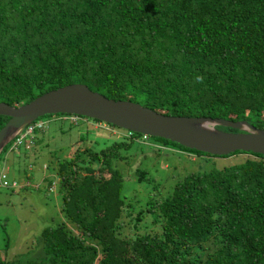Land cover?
<instances>
[{
  "label": "trees",
  "instance_id": "obj_1",
  "mask_svg": "<svg viewBox=\"0 0 264 264\" xmlns=\"http://www.w3.org/2000/svg\"><path fill=\"white\" fill-rule=\"evenodd\" d=\"M72 83L168 115L264 129V0H0V102ZM116 138L59 161L67 221L0 264H264L262 154L235 151L222 156L247 157L160 181L156 167L136 165L130 180L119 162L135 142ZM150 138L154 152L171 145L214 164L215 155Z\"/></svg>",
  "mask_w": 264,
  "mask_h": 264
},
{
  "label": "rangeland",
  "instance_id": "obj_2",
  "mask_svg": "<svg viewBox=\"0 0 264 264\" xmlns=\"http://www.w3.org/2000/svg\"><path fill=\"white\" fill-rule=\"evenodd\" d=\"M62 115V114H61ZM60 114L45 115L38 118L43 121L41 127L43 131L36 135V160L30 165L34 157V150L26 152L22 146L19 151L12 149L0 154V159L7 154L6 163L8 165L9 179H15L19 186L15 189H9L0 186V257L5 253L20 255L28 250L38 249L37 238L43 228L54 226L59 222H66L67 219L61 211L62 202L58 189L56 168L60 160L73 156L76 151H82L84 148L99 150L102 147L120 140L112 134V128L109 124L98 125L99 121L88 119L78 121L76 124L74 117L68 119L61 118ZM116 127V126H115ZM119 128V127H117ZM120 130H123L120 128ZM223 130V129H222ZM150 141L134 143L127 154V162L120 161L119 166L123 165L125 177L132 180V169L136 165L144 169L152 170L156 167L155 174L157 181H160L166 175H179L190 170L204 168H222L242 161L246 154H233L231 156L208 157L213 163H201L203 157L187 152H179L175 147L169 145L162 146L156 152L152 151ZM159 147V146H157ZM30 155V157L28 156ZM147 155L148 159L143 156ZM27 156V157H25ZM28 158H30L28 160ZM44 165L46 168H44ZM170 168L165 171L163 169ZM178 170V171H177ZM56 176V179L54 176ZM56 182L55 193L48 191V184L51 181ZM56 180V181H55ZM37 184V187L35 186ZM126 185V181H125ZM21 186H23L21 188ZM141 191V187L137 186ZM130 195L129 191L125 192ZM125 196L127 197V195Z\"/></svg>",
  "mask_w": 264,
  "mask_h": 264
},
{
  "label": "water",
  "instance_id": "obj_3",
  "mask_svg": "<svg viewBox=\"0 0 264 264\" xmlns=\"http://www.w3.org/2000/svg\"><path fill=\"white\" fill-rule=\"evenodd\" d=\"M53 114H75L96 119L215 156L235 151H250L264 156V129L246 120L168 115L137 102L106 97L83 83L67 84L46 91L19 105L0 102V115L9 117L0 128V152L33 121Z\"/></svg>",
  "mask_w": 264,
  "mask_h": 264
},
{
  "label": "clouds",
  "instance_id": "obj_4",
  "mask_svg": "<svg viewBox=\"0 0 264 264\" xmlns=\"http://www.w3.org/2000/svg\"><path fill=\"white\" fill-rule=\"evenodd\" d=\"M70 115H75V114H70ZM69 115V116H70ZM62 117L61 118H63V119H67L66 117H68V116H66V115H61ZM77 116H79V115H76L74 118H75V122H73V123H77L78 122V119H77ZM87 118V117H86ZM84 121H86L85 120V118L83 119ZM88 120V119H87ZM41 124V126L40 127H42L43 126V121H40L39 119H37V120H35V121H33L30 125H28L27 127H29V126H31V125H34V124ZM102 123H103V125H104V123L105 122H102V121H100L99 123H98V125L100 126V125H102ZM105 124H108V123H105ZM26 127V128H27ZM113 127V126H112ZM117 127V126H116ZM26 128H24L20 133H18V134H16L5 146H4V148L2 149V151L0 152V154L2 153V152H4V149L5 148H7V151H9V150H12V149H16L17 151H19V147H23L25 150H27L26 152H28V154L30 153V151H32V149L33 148H35V144H36V137H35V135H34V130H33V132L30 134V135H26V136H24L23 138H22V142L20 143V144H18L17 146H16V148H14V147H12V145H13V143L15 142V140L17 139V138H19L20 137V135H21V133H23V131L26 129ZM34 128H36V126L34 127ZM115 128V127H114ZM42 129V128H41ZM123 129V128H122ZM112 130V134H114V135H116V137H124V138H129V140H132V141H134L135 143H145V142H148V141H150V136H148V135H146V134H140V133H136V132H133V131H130V130H127V129H123V130H120V127L119 128H115V129H111ZM139 134V135H138ZM143 135H146L147 136V139L146 140H144V139H142V136ZM30 141V142H29ZM28 145V146H27ZM109 145V144H108ZM149 145H153V142L151 143V142H149ZM107 146V145H106ZM7 154H5V156L3 157V158H1L0 159V171H3V172H5V174H6V179H7V181L8 182H13V181H15L16 182V185L15 186H2V187H6V188H9V189H15V188H17L18 186H19V182H17L15 179H9V175H8V171H9V169H8V165H7V163H6V160H7ZM29 157H30V155H28ZM30 158H28V160H29ZM35 160H36V156L34 157V159L32 160V162L29 164V166L30 165H32V164H34L35 163ZM44 168H46V166L44 165ZM52 175V174H51ZM52 176H54V175H52ZM55 177V179H56V176H54ZM53 181V180H52ZM56 181V180H55ZM54 182V181H53ZM1 186V185H0ZM23 186H21V188H22ZM62 202V201H61Z\"/></svg>",
  "mask_w": 264,
  "mask_h": 264
},
{
  "label": "built area",
  "instance_id": "obj_5",
  "mask_svg": "<svg viewBox=\"0 0 264 264\" xmlns=\"http://www.w3.org/2000/svg\"><path fill=\"white\" fill-rule=\"evenodd\" d=\"M35 126L40 127L41 124H40V123H39V124H34V125H31V126L27 127V128L23 131V133H21L20 137L17 138V139L15 140V142H14L13 145H12V147L16 148V146L22 142V138H23L24 136H26L27 134L30 135V134L33 132ZM142 139L146 140V139H147V136H146V135H143V136H142ZM29 142H30V141H29ZM27 146H28V145H27ZM0 185H1V186H15V185H16V182H15V181H13V182H8L7 179H6V174H5V172L0 171Z\"/></svg>",
  "mask_w": 264,
  "mask_h": 264
},
{
  "label": "flooded vegetation",
  "instance_id": "obj_6",
  "mask_svg": "<svg viewBox=\"0 0 264 264\" xmlns=\"http://www.w3.org/2000/svg\"><path fill=\"white\" fill-rule=\"evenodd\" d=\"M227 131V130H226Z\"/></svg>",
  "mask_w": 264,
  "mask_h": 264
}]
</instances>
